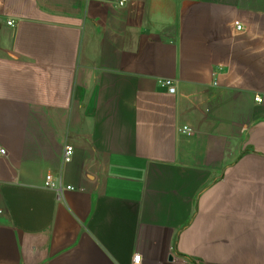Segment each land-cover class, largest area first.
<instances>
[{"label": "crops", "instance_id": "1", "mask_svg": "<svg viewBox=\"0 0 264 264\" xmlns=\"http://www.w3.org/2000/svg\"><path fill=\"white\" fill-rule=\"evenodd\" d=\"M117 1L0 0V264H264V0Z\"/></svg>", "mask_w": 264, "mask_h": 264}, {"label": "built area", "instance_id": "2", "mask_svg": "<svg viewBox=\"0 0 264 264\" xmlns=\"http://www.w3.org/2000/svg\"><path fill=\"white\" fill-rule=\"evenodd\" d=\"M130 1L131 0H118L117 4L119 7H125ZM8 24L10 26L14 25L13 22H9ZM235 26H236L237 31H241L243 29V25L240 21L235 22ZM161 85H162V87L167 88L169 93H171V94L175 93V91H176V89L173 85V82L171 80H164L161 82ZM256 101H261V98L257 97ZM179 130L183 135L190 138V140H189L190 143H193V141H194L193 140V136H194L193 128H191L190 126H182ZM73 154H74L73 146L66 145L64 148V161H65V163L71 162V160L73 158ZM0 155L1 156L7 155V150L5 148H2L1 146H0ZM45 187L52 189V190H59V191H62V189H63L61 185H58L54 181L53 176L50 174L47 175L45 178ZM73 189L74 188L72 186H67V190H73ZM140 259H141L140 255L135 256V258H134L135 263L136 264L139 263Z\"/></svg>", "mask_w": 264, "mask_h": 264}]
</instances>
